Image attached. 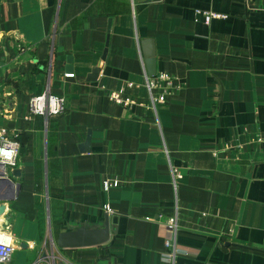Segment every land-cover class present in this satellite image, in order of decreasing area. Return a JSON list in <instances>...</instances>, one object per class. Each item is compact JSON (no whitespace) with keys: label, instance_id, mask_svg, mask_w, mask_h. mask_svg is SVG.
Wrapping results in <instances>:
<instances>
[{"label":"crops","instance_id":"0c3cea01","mask_svg":"<svg viewBox=\"0 0 264 264\" xmlns=\"http://www.w3.org/2000/svg\"><path fill=\"white\" fill-rule=\"evenodd\" d=\"M147 38L174 78L164 102ZM46 89L64 110L31 114ZM2 134L20 144L0 180L5 264H171L167 238L173 264H264V0H0ZM106 218L105 244L57 246Z\"/></svg>","mask_w":264,"mask_h":264},{"label":"built area","instance_id":"2783aa9c","mask_svg":"<svg viewBox=\"0 0 264 264\" xmlns=\"http://www.w3.org/2000/svg\"><path fill=\"white\" fill-rule=\"evenodd\" d=\"M198 14H202L204 16V20L206 23H210L213 18H221L224 17L220 13L210 12V11H201L197 10ZM67 76H72L71 73L67 74ZM165 82L164 85L160 87V94L155 96L153 95V89L157 87L158 82ZM174 78L171 75L166 73H160L157 77L155 75L150 76L145 73V81L144 84L151 95V99L153 103L155 101L164 102L167 94L171 93L176 89V86L173 83ZM111 98L115 101L122 104H130L131 101L128 99H123L120 97V93L114 92L111 94ZM65 108V99L61 96L55 95L51 93L48 89L43 91L40 94H35L29 99V110L31 114L40 115L44 117H48L49 115L60 113ZM20 144L15 139L9 138L6 134H2L0 136V164L3 165L0 171H4L6 173L7 167H12L16 164L17 158L19 156ZM105 188L108 189L111 186L118 185L117 180H107L105 181ZM107 210H110L109 207H106ZM166 226L170 233L174 234L177 229V220L176 217H170L167 219ZM165 246L172 247V252H164L162 253L163 259L173 264L176 252L178 249L175 246V243L171 240V238L165 239ZM15 251V247L12 241L4 236L0 235V264H5L11 261L13 258V254Z\"/></svg>","mask_w":264,"mask_h":264},{"label":"water","instance_id":"95a60500","mask_svg":"<svg viewBox=\"0 0 264 264\" xmlns=\"http://www.w3.org/2000/svg\"><path fill=\"white\" fill-rule=\"evenodd\" d=\"M143 52L146 58V67L148 75H154L156 72L155 68V46L154 40L147 38L143 40ZM71 58H69V62ZM68 65L67 68H70ZM99 74V67H96L94 71L89 76V79H95ZM3 165L0 164V167ZM14 175L20 174V169L12 170ZM0 180L8 181L13 184V182L6 177L4 171H0ZM110 239V226L107 218L104 223L99 227H91L89 225H82L80 227H75L68 231H62L57 236V246L59 248H76V247H87L101 245L108 242ZM60 264H64L61 262Z\"/></svg>","mask_w":264,"mask_h":264}]
</instances>
